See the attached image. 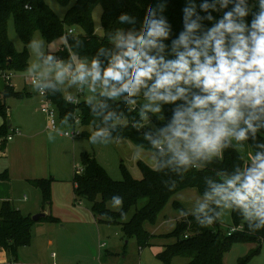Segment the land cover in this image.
Masks as SVG:
<instances>
[{
	"label": "clouds",
	"instance_id": "clouds-1",
	"mask_svg": "<svg viewBox=\"0 0 264 264\" xmlns=\"http://www.w3.org/2000/svg\"><path fill=\"white\" fill-rule=\"evenodd\" d=\"M168 8L156 0L142 20L122 12L121 27H94L107 43L91 55L75 28L59 37L62 49L34 36L25 79L40 95L83 103L90 144H119L134 129V157L166 176L169 191L202 174L203 191L182 217L208 228L235 214L256 234L264 228V0H185L178 30ZM69 117L79 124L80 116L60 120L71 130Z\"/></svg>",
	"mask_w": 264,
	"mask_h": 264
},
{
	"label": "trees",
	"instance_id": "trees-1",
	"mask_svg": "<svg viewBox=\"0 0 264 264\" xmlns=\"http://www.w3.org/2000/svg\"><path fill=\"white\" fill-rule=\"evenodd\" d=\"M59 4L66 7L70 0H57ZM156 0H73L71 6L67 7L66 13L60 19L46 4L45 0H0V75L9 72H24L28 67L29 53L27 44L36 33L45 39V43L54 42L61 37L68 28H75L81 33L80 39L86 45V53L91 55L101 44H106V39L93 34L92 9L96 4L102 7L101 26L106 30L121 27L117 18L122 12L138 15L142 20L144 8L154 4ZM185 0H169V8L166 15L173 22L177 30L180 27V9ZM29 5L30 8H26ZM12 19L15 33L18 35L23 49L16 51L7 35L8 21ZM69 43L75 46V41L68 37ZM63 48V47H62ZM61 48V49H62ZM62 57L67 58L68 52L61 51ZM5 96L21 97L22 93L13 92L7 86L2 93ZM57 113L59 120L68 111H77L80 116V127H88L90 115L83 103L69 105L65 103L60 93L55 96L47 95ZM8 107L0 99V117L7 119ZM69 124H73L69 117ZM7 121L0 126V153L5 154V136L9 129ZM117 133L114 132L113 135ZM83 135V133H82ZM125 139L133 145L140 141L138 133L134 129L125 130ZM81 173L75 174L73 178V193L75 200H86L90 203V210L99 222L115 224L120 226L121 232L126 240L133 238L139 249L150 246L154 236L145 229V223L153 224L159 212L178 192L194 189L199 194L203 191L202 174H189V176L178 184L174 191H169L163 184L167 177L151 170L145 163L139 161L137 167L141 173V179L136 180L130 176L122 167L121 181H113L106 171L97 163L93 155L83 153L80 155ZM231 159L226 158V164L230 166ZM9 176L7 171L0 174V181L7 182ZM28 183L38 189L41 193V208L49 207L51 204V183L49 179L29 180ZM121 201L118 211L107 207L110 202ZM145 204L138 207L140 201ZM134 208L132 216L125 221L127 214ZM176 211L182 209L173 202ZM232 226H242V232H234L227 235L229 229H222L220 223L212 227H200L189 216L182 217L176 222L174 229L165 235L158 236L171 243L164 245L162 251L156 255V259L162 264H171L174 258H185V264H223L224 255L230 248L238 243H262L264 242V228L250 234L248 224L240 217L231 216ZM39 221L53 224L59 223L55 217L45 215ZM34 222L30 216L23 215L15 209L11 202L3 201L0 204V253H4L10 261H16L19 248L27 247L31 241V228ZM241 227V228H242ZM186 237V238H185ZM260 239L262 241H260ZM250 256L238 261V264H249Z\"/></svg>",
	"mask_w": 264,
	"mask_h": 264
},
{
	"label": "rangeland",
	"instance_id": "rangeland-1",
	"mask_svg": "<svg viewBox=\"0 0 264 264\" xmlns=\"http://www.w3.org/2000/svg\"><path fill=\"white\" fill-rule=\"evenodd\" d=\"M49 8L62 19L66 13L64 6L57 0H45ZM96 4L92 9L93 28L101 26V13ZM54 8H59L55 11ZM67 10V9H66ZM62 13V14H61ZM7 35L16 51L21 52L22 43L15 33L13 21L10 19L7 26ZM101 37L100 34H96ZM34 36H40L36 33ZM33 36V37H34ZM41 37V36H40ZM54 48H62L59 38L53 42ZM47 50V44L45 43ZM29 61H31L30 52ZM10 83L0 76V95L9 108L7 119L0 117V126L5 121H11L13 127H19L24 134L23 138H15L6 144V158L1 160L0 171L6 168L9 181L0 183V200L7 199L15 205L30 211L31 216L38 214L49 215L59 220L53 224L45 221L35 222L31 228V241L27 247L18 249L15 262L23 264H162L156 255L162 251L164 244L171 243L158 236L170 233L181 216L173 208V201L188 211L192 201L198 196L195 190L178 192L159 212L153 224L145 223L144 229L154 236L150 246L142 250L137 247L133 238L126 240L120 226L99 222L90 210V203L86 200H73V178L81 169L80 155H93L97 163L106 171L113 181H121L124 167L130 176L141 179L137 167L139 161L133 153L135 145L122 140L119 144L108 143L95 145L89 143L91 130L89 127H80L83 135L76 139L59 136L61 130L69 131L65 125L59 124L58 133L46 132V117L40 112L42 99L27 85L24 72H9ZM22 93L21 97L3 96L5 88ZM62 96V95H61ZM63 98V96H62ZM52 139L49 140L48 137ZM27 179H49L51 183V204L41 208V193L32 187ZM26 197V202H23ZM75 199V198H74ZM139 202L138 207L145 204ZM107 207L118 211L120 204L110 202ZM134 213L129 211L125 221ZM222 229L235 228L242 232L243 227L232 226L231 216H226ZM260 241H262L260 239ZM106 244L103 250L99 244ZM53 254V257L51 256ZM250 256L249 264H264V242L238 243L233 245L223 257V264H238V261ZM185 258H174L171 264H185ZM14 262L7 257L5 264ZM0 264H3L1 261Z\"/></svg>",
	"mask_w": 264,
	"mask_h": 264
},
{
	"label": "built area",
	"instance_id": "built-area-1",
	"mask_svg": "<svg viewBox=\"0 0 264 264\" xmlns=\"http://www.w3.org/2000/svg\"><path fill=\"white\" fill-rule=\"evenodd\" d=\"M4 78H5L6 82L10 83V79H11L10 74H5ZM27 84H28V86H30L29 82H27ZM35 94L42 99L40 112L43 115H45V117H46V131L47 132H52V133H58L60 120H59L58 113H57V111H56L51 99L47 95H40V94H38L36 92H35ZM69 105H72V104H69ZM53 118L55 119V125L54 126H52ZM68 132H70L69 135H64L62 137L69 138V139L73 140V139H76V138H79V137L82 136V131H81L80 127H79V124H74L73 123L72 124V129L69 130ZM20 135H21V133H20V131L18 129H10L8 131L7 135L5 136L4 144L6 145L7 143L12 142L14 140V138H16V137H18ZM81 171H82V169L78 170L79 173H81ZM236 231H238V230L235 229V228H230L228 233H227V235L229 236V235L233 234ZM104 247H105V244H100L99 245V248H104ZM52 257H53V254H52ZM6 264H19V263L14 261V262L6 263Z\"/></svg>",
	"mask_w": 264,
	"mask_h": 264
},
{
	"label": "crops",
	"instance_id": "crops-1",
	"mask_svg": "<svg viewBox=\"0 0 264 264\" xmlns=\"http://www.w3.org/2000/svg\"><path fill=\"white\" fill-rule=\"evenodd\" d=\"M1 76V75H0ZM8 83V82H7ZM26 86H28V84L26 85ZM15 92V91H14ZM2 96L0 95V99H2L1 98ZM8 110H9V108H8ZM4 124V123H3ZM2 124V125H3ZM7 124H9V126H8V129L10 130V129H18L19 131H20V133H21V135L20 136H18V137H16V138H23L24 137V134L22 133V131L20 130V128L19 127H13L12 125H11V121H7ZM1 125V126H2ZM47 132V131H46ZM15 139V138H14ZM6 158V150H5V154L3 155V157H2V159L1 160H4ZM7 171V169L4 167H2V169H1V171H0V174L3 172V171ZM7 173H8V171H7ZM9 176V175H8ZM29 180H33V179H27V181H29ZM9 181V180H8ZM7 181V182H8ZM2 181H0V183H1ZM2 183H5V182H2ZM188 190H194V189H188ZM184 191V190H183ZM196 191V190H195ZM197 192V191H196ZM198 194V193H197ZM175 196V195H174ZM173 196V197H174ZM72 197H73V200H75L74 199V193L72 194ZM3 201H9V200H7V199H1L0 200V204L3 202ZM23 202H26V197H23V200H22ZM9 202H11V201H9ZM173 202H176V201H173ZM12 203V202H11ZM179 204V203H178ZM12 205H13V203H12ZM180 205V204H179ZM14 206V205H13ZM16 207H14L15 209H17V210H19L23 215H26V216H30V217H32L31 216V214H30V211H23V208L22 207H19V205H15ZM181 206V205H180ZM183 209V208H182ZM184 210V209H183ZM176 211V210H175ZM185 211V210H184ZM179 212V211H178ZM182 218V216H180L179 217V220ZM178 220V221H179ZM178 221H176V222H178ZM145 226V225H144ZM102 244H104V243H102ZM100 245V244H99ZM164 245H166V244H164ZM105 246H106V244H105ZM105 248V247H104ZM104 248H99L100 250H103ZM52 256V255H51ZM7 258V256L4 254V253H0V263H1V261H3V264H5V259ZM17 259V258H16ZM19 264H23V263H19Z\"/></svg>",
	"mask_w": 264,
	"mask_h": 264
},
{
	"label": "water",
	"instance_id": "water-1",
	"mask_svg": "<svg viewBox=\"0 0 264 264\" xmlns=\"http://www.w3.org/2000/svg\"><path fill=\"white\" fill-rule=\"evenodd\" d=\"M44 216H45L44 214H38V215L32 216L31 220L35 223V222H38L39 219L43 218Z\"/></svg>",
	"mask_w": 264,
	"mask_h": 264
}]
</instances>
